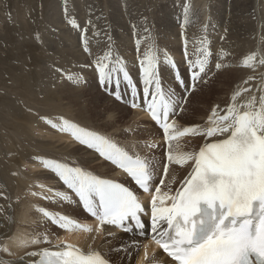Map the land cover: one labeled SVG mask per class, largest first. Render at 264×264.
I'll list each match as a JSON object with an SVG mask.
<instances>
[{
    "label": "snow or ice",
    "instance_id": "6c2138e0",
    "mask_svg": "<svg viewBox=\"0 0 264 264\" xmlns=\"http://www.w3.org/2000/svg\"><path fill=\"white\" fill-rule=\"evenodd\" d=\"M210 54L204 49L202 57L189 61L193 82L200 78L201 73H205ZM109 58L110 53H105L95 61L101 85L109 88L114 85L115 92L112 94L121 99L122 74L132 97L138 98L136 84L122 61L118 59V67H110L107 62ZM256 59V53H250L242 60V65L253 67ZM165 60L176 68L166 53ZM158 61L159 57L151 50L140 61L143 102L151 117L162 127L165 140L173 141L188 134H199L212 140H206L198 152L173 154L169 144L168 163L163 165L165 177L171 163L179 166L191 163L192 166L175 191L170 186L174 179L169 181L167 191H162L164 178L155 186L150 202L152 242L163 249L175 264H264V95L259 98L253 95L240 101L241 93L250 89H238L223 114H220L219 106L213 108L208 117V127L201 129L198 125H192L181 130L175 126V122H169L170 114H175L174 92H165L162 88L157 72ZM259 63L264 64V58ZM220 67L221 64L217 63L216 68ZM176 78L183 86L178 71ZM192 87H195V83ZM130 103L134 108L139 107L137 102ZM53 126L61 132L70 133L80 144L94 149L101 157L117 165L144 192L152 191L156 165L151 159L138 154L130 155L109 137L63 118L60 124ZM42 162L72 190L83 208L98 223L93 228L73 217L41 209L45 217L66 231L95 235L86 248L63 241L51 249L43 248L26 255L37 257L32 264H110L95 246L96 239L106 225L131 231V222H134L135 227L142 230L144 222L141 217L145 214L143 203L123 184L101 179L79 166L59 160L42 159ZM56 195L66 201L71 200L66 192H56ZM42 242H50L47 234L42 239L33 238L21 243L27 246ZM136 247L139 248L138 243ZM0 251L7 252L8 248L0 245Z\"/></svg>",
    "mask_w": 264,
    "mask_h": 264
},
{
    "label": "bare ground",
    "instance_id": "6f19581e",
    "mask_svg": "<svg viewBox=\"0 0 264 264\" xmlns=\"http://www.w3.org/2000/svg\"><path fill=\"white\" fill-rule=\"evenodd\" d=\"M197 1L198 0H159V2H157V12L153 13V18L155 19L158 29L156 37H158V40L164 39L165 47L162 48L165 49L167 56V50H172V52H176L177 50L180 52L184 46L189 45L187 43L190 42V40H196L199 44H202L199 37L201 35L199 34V20L202 18V15H200L195 8L191 7L195 6ZM212 4H214V0L211 1L210 14L211 25L213 27V40L217 41L218 49L221 50L220 53H218V57H220L225 63L231 62L230 68L234 73V77L231 81H226L223 84L221 91L220 89L214 90L212 91V94H208L210 92H207V95L200 97V101L195 99V105L189 104L190 107H188L187 102L194 97L193 92L189 95V99L186 101L185 106L182 108L181 112L177 114L176 121L179 122L180 125H183L181 123L186 120H183V115H180L188 112L193 116L191 122L187 120L190 122L189 125H198L201 129L208 127V117L213 108L219 106V112L222 113V111L232 103V95L238 89H250L248 92L241 93V97L239 98L240 101L253 95L257 98H259L260 95H264V64L259 63V60L264 58V0H216L215 5L213 6ZM113 6L116 8L115 5ZM20 7L24 10L27 6H25L23 2ZM118 9L120 14L117 13V17L121 24L118 28L120 30L122 28L125 30L127 37L130 38L128 41H134L137 36H140L139 39H141V35L143 34L142 26L136 28L137 24H141L139 8L135 13L133 10H127L126 6L123 4L121 6L120 3ZM19 11H21L20 8ZM26 11L27 10H25V12ZM17 14L19 16L18 12ZM76 14L78 15V24L82 25L84 30H87L85 36L87 50L85 49V41H82V39H80V47L84 49V51H88L89 55H86L84 51L81 50L77 42L73 43L68 39L67 43L63 40L64 47L62 51H58V57L62 56L66 61L73 58L71 61L68 60V62L62 63L63 66L67 64L66 69L58 65L49 66V62L41 60L43 63L40 70L42 71V75L38 77V83L41 84V94L45 96H36V100L46 108L44 110H42L41 107L37 108V112L40 115L23 101L25 100L27 102L25 98H22V100L14 93L7 97H1L0 99V245H5L8 248L7 252L0 251V264H5V262H7V264H32V261L36 257L26 255V253L43 248H53L54 245L58 244L57 241L62 239L75 243L82 248H86L87 245L92 242L91 237L95 235V233L79 231L68 234V231L60 228L56 223L55 225L52 223L50 225L49 221L44 222V215L41 209H56L59 204L64 205L63 207L68 213L77 216H88L81 212L77 207L76 201L70 190L67 192L71 197L70 201H66L57 196L56 200H50L46 204L45 201H41L42 199H38L43 198L45 193L50 194L51 190L55 192L54 189L57 191V188H61L60 179L52 170L47 173L42 171V168H45L42 159L67 162L73 166H79L90 171L93 174H96V172L93 171L94 168H100L102 170L101 173L96 174L100 176H108L106 175V171L113 170V167L109 164L100 161L99 156L95 153L94 149L86 148L85 146H75L72 144V142L75 141H67V136L62 135L59 132L58 127H54V130L52 129L54 124L58 125L61 123V118L70 122L74 121L73 123L75 124H80L92 129L87 123L84 124L83 120L85 119L81 113L78 115L77 119H74L65 115L64 110L57 113L47 111V108L53 107V105H57L60 102L59 94L61 93H65V98L70 99L71 103L74 102L72 103L74 106L83 109L77 102V96L85 90L93 91L95 89V87L89 84V80L86 82L88 85L87 88L80 86L81 82H76L77 80L74 79V77L57 80L58 77L62 78L64 76H62V74L69 68H71L72 71H77L76 67L81 68V65H92L100 55V51H95L97 52L95 53L94 49L90 48L92 41L102 35V32L100 31H95L93 33L94 35H92V32L90 31V29H94V24H92L93 20H91L94 18V12L92 10L85 11L78 9ZM23 19V17L18 18L19 23L24 21L23 24L21 23L20 25L19 38L21 39L17 42L18 44L26 45L27 47L33 46L32 48L35 50H41L47 44L54 43L53 38L57 36H54L52 39L50 38L48 43V41L45 40L44 30L39 36V33L35 28L37 26L30 25L29 23L27 24L26 20ZM226 26H229L232 30L234 29L238 35H241L242 32L246 33L247 31L249 35L244 39L247 43L243 42L241 38L236 36L229 40L230 32ZM113 28L116 30H112V32H114L115 35H118V28H116V26ZM140 28L141 31L137 32V29ZM129 30H132L133 33L129 32ZM181 30H183V33L180 36ZM140 32L142 34H140ZM74 33L77 36L79 32L75 30ZM210 33L211 32L208 31V34ZM35 34H38L37 39L34 38ZM218 34H220V38ZM185 35L187 37H185ZM37 40H40L38 44ZM98 41H100L99 38ZM172 45L174 47H171ZM127 46L129 48L131 47L130 52L132 54L136 53L137 56H143L146 53L145 49L143 47L140 48L136 43L133 44V42H131ZM158 49L157 56L160 59L161 71H163V68L168 69L169 66L165 60V53H162L159 47ZM239 52H243L242 59L238 63H235V59L240 58H235V55ZM60 53H62V55ZM250 53H256L257 56L254 66H243L242 60ZM135 57H131V64H133ZM136 66L139 71L138 75L140 79H142L141 64L138 63ZM223 68H225V70ZM13 70L16 74V79L19 80L21 74L17 72L20 71H18L15 66ZM81 70L83 69L81 68ZM85 71L90 77V71ZM219 71L222 72L223 77H225V71L227 72L229 70L222 65L219 68ZM75 75L77 76L78 73L75 72ZM249 77H252V79H249ZM222 81L223 79L220 80V82ZM245 81H247V83H245ZM142 82L143 81H140V83ZM32 84V81H28L25 86L26 89L24 88V94L28 98L35 97V94L29 89ZM52 96H56L58 102L52 103L51 101L54 100ZM107 98L112 100V97L107 96ZM136 101H138V99ZM41 114L48 119L50 118L51 122H54L51 126V133L47 131L46 134L41 129V122L47 124L46 121L40 119L42 116ZM33 115H35V118L32 117ZM116 117V114H109L102 120L103 128L107 130L115 128V132L107 133V135L114 136L116 139L118 138V135L123 138H132L134 141H131L130 145L134 149L133 152L141 153V157H145L144 155L146 153L144 150L145 148L147 149L148 144L137 142V139L140 136L136 135L142 132L144 135L141 134V137L146 135V138L148 139L153 137L159 138V130L156 129L147 117L138 110L132 112L130 119L125 121L122 125H116L114 123V118ZM30 118L31 120L27 121ZM3 121L8 128L14 123L13 125L17 131L21 129L22 131L19 132L20 135L18 134L19 137L7 134L5 132L6 129H3L2 127ZM18 123L22 124L18 126ZM27 124H29V126H27ZM187 126L188 125H184L182 127ZM134 129H136L135 132ZM211 139H205L203 135L199 134H188L180 139L171 141L170 144L172 145L173 154H176L177 152H193V150L194 152H197L202 143ZM112 140L119 146L121 144L117 141H123V139H117V141L115 139ZM120 147L123 146L121 145ZM137 149L142 150L138 151ZM22 150H24V152H21ZM158 159V156L154 158L155 161ZM191 166V163L184 166H179L175 163L169 164L168 174L164 177V191L168 190L167 185L169 184V181H172L173 179L174 182L171 183L170 186L174 191L177 184L184 179L185 175H188ZM110 174L112 175L113 173ZM25 193H27L29 199L24 200ZM71 206L73 207L71 208ZM34 210H39L41 214ZM90 224L95 228L92 223ZM24 232H27L26 238L22 235ZM108 233H111V235H108ZM45 234H47L48 241H50L49 243H29L27 246H24L21 243L22 241H30L33 238L42 239ZM52 241L55 242L53 243ZM137 243L139 244V248L136 247ZM145 245H147L148 251L147 259L145 258ZM95 246L112 264H139L162 260L160 251H158L153 244L147 243L145 238H135L120 233L107 225L104 226V231L96 239Z\"/></svg>",
    "mask_w": 264,
    "mask_h": 264
},
{
    "label": "rangeland",
    "instance_id": "374dc122",
    "mask_svg": "<svg viewBox=\"0 0 264 264\" xmlns=\"http://www.w3.org/2000/svg\"><path fill=\"white\" fill-rule=\"evenodd\" d=\"M211 1L212 0H198L195 3V6H191L195 8L199 12L200 15H202V18H200L199 20V27H200L199 34H201L199 37H200L202 44H199L196 40H190V42L187 43L189 45L184 46L183 49L180 50V52H178L177 50L176 52H172V50L171 51L167 50L168 57H170L179 68L180 77L183 80L184 82L183 86L185 87H187V84L189 83L187 71L191 72L189 68V61L190 60L194 61L198 57H202V53L204 49H207L211 53L208 56V63L206 65L205 73H201L200 78L196 80L197 82L192 91L195 98L192 97L187 102L188 107H190L189 104L195 105L196 104L195 99L197 101H200L201 99L200 97L207 95V92H210L208 94H212V91L214 90L220 89L221 91V89L223 88V84L226 81H231L234 77V73L232 69L230 68L231 62L225 63L223 62V60H221L220 57H218V53H220L221 50L218 49L219 47H218L217 41L213 40L214 39V36L212 34L213 27L211 25V14H210ZM23 2H24V5L27 6L24 8V10H22V8L20 7ZM157 2H159V0H0V99L1 97H7L8 95L14 93L17 95V97L21 99L25 98L27 102L23 99L22 100L27 105L31 106V109L35 110L36 112H37L38 107H41L42 110L46 108L45 106L40 104L38 100H36V96H41V97L45 96L41 94V84L38 83V77L42 75V71L40 70L43 66V63L41 60H45V62L46 61L49 62L50 63L49 66L58 65L60 67L62 66L65 69L67 67V64L63 66L62 63L68 62V60L70 61L73 60L72 58L66 61L64 60V57L62 56L58 57V51H62L64 47L63 40L66 43L68 39L72 41L73 43L77 42V44H79V47H80V39H82V41H86L85 36H86L87 30L86 29L84 30L82 28V25L78 24V21H77L78 15L76 13L78 9L85 10V11L92 10L94 12L93 14L94 18L91 19L93 20L92 24H94V29L92 30L90 29V31L92 32V35H94L93 33L95 31L102 32L101 36H98L92 41L90 48L94 49V52L100 51L99 57H102L103 55H105V53H110V58L107 61L110 67L112 66L118 67V65L116 64V61L118 59L121 60L125 69L128 71L129 75L131 76L133 82L136 84L137 92L140 93V88H142L143 90L144 85H143V82L140 83L142 79H140L138 75L139 71L136 65L140 63L144 55L137 56L136 53L132 54L130 52L131 47L129 48L127 45L133 42V44L135 43L138 44L140 48L143 47L146 52L151 50L152 52L156 54L159 51L158 49L159 47L161 52L165 53V49H163L165 47V41L164 39L158 40V37H156L157 36L156 33L158 32V29L156 26L157 24L155 22V19L153 18L154 17L153 13L157 12V9H156ZM120 3H121V6L123 4L126 6L127 10H133L135 13H136V10L139 8V16L141 18L140 22L142 25L137 24L136 28H139L142 26L143 34L140 32V34H142L141 39H139L140 36H137L134 41H128L130 38L127 37V33L125 32V30H123V28L121 30L118 28L119 25H121L117 17V13L120 14L118 11L119 10L118 6H120ZM215 3H216V0H214V4L212 5L214 6ZM113 5H115L116 8ZM19 8L21 9V11H19ZM25 10L27 11L25 12ZM17 12L19 13L20 17L24 18L23 20H26L27 24L29 23L30 25L37 26L35 28L37 29L39 36L41 35V32L44 30L45 31L44 36L46 38L45 40H47L48 43H49L50 38L52 39L54 36H57L53 38L54 43L47 44L41 50H38V49L35 50L34 48H32L33 46L27 47L26 45L18 44L17 42H19L21 39L19 38L20 37L19 30L21 27L20 25L21 23L23 24L24 21L19 23L18 18L20 17L18 16ZM100 19L104 22V24ZM73 21L75 22V25L73 24ZM100 21H101V24H100ZM115 26L116 28H118V35H115V33L112 32V30H116L113 28ZM226 27L229 29V32H230L229 40L235 38L234 36H236V37L241 38L243 42L247 43V41L244 40L249 35L247 31L246 33L242 32L241 35H238L234 29L232 30L229 26H226ZM75 30L79 32L77 36L74 33ZM139 31H141V28L137 29V32ZM208 31H210L211 33L208 34ZM129 32L133 33L132 30H129ZM182 33H183V30L180 31V36ZM37 35L35 34L34 36L35 39L38 38ZM218 35L220 38L221 37L220 34ZM185 37L187 36L185 35ZM98 38L100 39V41H98ZM38 42H40V40L39 41L37 40V44ZM171 47H174V46L172 45ZM81 50L84 51V49L82 48ZM84 53L86 55H89L88 51H84ZM60 54L62 55V53ZM242 55H243V52H239L238 54L235 55V58L240 57V58L235 59V63H238L239 61H241ZM132 56L134 57L136 56L135 60L133 61V64L130 63V61L132 60L131 59ZM217 63L221 64V66L224 65L229 70L227 72L225 71L226 73L225 77H223V73L220 72L219 69L216 68ZM14 66L18 69V71H20V72H17L21 74V76H19V80L16 79L15 77L16 74L13 70ZM157 66H158L157 72L161 80V83L162 84L165 83V85L168 88V92L170 91L176 92L178 89H180V87H182L180 82L179 83L176 82L177 78L174 80L175 72H174V69L171 67V65L168 64L169 66L168 69L163 68V71H161L160 59H159ZM81 68L83 70H81ZM81 68L76 67L77 71L76 70L72 71L71 68H69L62 74V76L63 75L64 76L62 78L58 77L57 80L74 77V79L77 80L76 82H81L80 86L85 87V88L88 87L86 82L89 80V84L95 87V89L93 91L85 90L84 92L79 93L80 95L77 96V102L79 103V106L83 109H79L76 106H74L72 104L74 102L71 103L70 99L65 98L66 94L61 93L59 94L60 102L57 105H53V107L47 108V111L51 113H57V112H61L62 110H64L65 115L70 116L74 119H77L78 115L81 113L85 119L83 120L84 124L87 123L88 125L92 127L93 130L89 127L78 124L79 126L86 128L90 131H95L109 138L115 139L116 141L117 139H123V141L121 142L117 141V142L120 143L126 151H129L130 153H133L134 155L138 154L142 156L141 153L133 152L134 149L130 145V142L134 141L132 140V138L131 139L129 137L123 138L122 136L118 135L117 136L118 138L116 139V137L114 136L112 137L110 135H107V133L115 132V128L107 130L102 127V120L106 118L109 114H116L117 117L114 118V123L116 125H122L125 121L130 119L131 113L135 111V110H131V108L127 105L128 100L132 97V95H131V89L127 86V83L123 81L122 74H121V85H120L122 101H120L119 99L115 97V95L112 94L113 92H115L114 85L111 88H109L107 85H101L100 80H99V73L96 69L95 62L89 66L81 65ZM223 69L225 70V68ZM85 70H88V72L90 71L91 73L90 77L88 76L89 74H87ZM75 72L78 73L77 76L75 75ZM227 75H228V78H227ZM222 79L223 81L220 82V80ZM28 81L33 82V84L29 87V89L32 90V92L35 94V97L33 98H28L24 94V88ZM11 96H15V95H11ZM107 96L112 97L111 98L112 100L108 99ZM52 97L54 99L53 101H51L52 103L58 102L56 96H52ZM172 97H174V95ZM137 99L138 98H135L134 101H136ZM188 99L189 98H187V100ZM38 115L40 114L38 113ZM41 115L42 116L40 119H43L47 123L45 124L41 122L40 124L41 129L46 134H47V131L51 133V126L54 122L50 123L49 122L51 121L50 118L48 119L47 117H44L43 114ZM180 116H182L183 120H186L185 122L183 121V123H181L183 124L181 126H184V125L190 126L189 123L191 122V119L193 116H191V114L188 112L185 114H181ZM32 117L35 118V115H33ZM31 118L27 121H30ZM187 120H189L190 122ZM13 124L14 123H12L10 128H8L5 126V122L3 121L2 127L3 129H6V131L5 130L4 131L7 134H11L14 137H17V136L19 137L20 135L19 132H21L22 130L19 129V131H17ZM20 124L22 123H18V126ZM27 126H29V124H27ZM52 127H53L52 129L54 130V126ZM135 131L136 129H134V132ZM59 132L62 135L67 136L66 137L67 141L69 142L75 141V142H72L73 145L85 146L86 148H88L86 145L80 144L75 138L71 136L70 133L61 132L60 130ZM141 134L143 133L140 132L138 135L135 134L136 136H140L137 139L138 140L137 142L148 144L147 149L145 148L144 150V152L146 153L144 156L152 160L153 164L156 165L157 167L158 173H160V168H162L163 162H164V158L163 156H161L162 145L160 141L161 139L160 131H159V138L153 137V138L148 139L146 138V135L141 137ZM149 145H156V146L149 147ZM159 146L161 149H159ZM137 150L139 151L142 149H137ZM21 152H24V150H22ZM155 155L158 156L159 158L157 161L154 160V158L156 157ZM43 166L45 168H42V171L46 173L51 172V170L47 168L45 164ZM93 171L96 172V174H99L101 173L102 170L100 168H94ZM106 173H107L106 175H111L110 173H113V170L111 169L110 171H106ZM60 184H61V188H57V191L67 193L69 190L65 188L66 186L63 185L61 180H60ZM54 191L55 192L51 190L50 194L45 193V196H43V198H38V199H42L41 201L42 202L45 201L46 204L50 200H56L57 191L56 189H54ZM24 195H25L24 200L29 199L27 196V193H25ZM45 197H48V198L46 199ZM63 206L64 205L59 204L58 207H56V209H50L48 211L52 213L64 214V215L73 217L77 219L78 221H83L84 219L88 217V216L87 217L77 216L75 214L68 213V211ZM72 207L73 206H71V208ZM34 211L39 212V210H34ZM80 211L83 212L82 210ZM46 221H49L50 225L51 223H53L52 222L53 220L44 216V222ZM84 223L90 224L91 222L88 221ZM93 226L95 225L93 224ZM73 232L75 231H68L67 233L69 234ZM79 232H83V231H79ZM22 235L26 238L27 232L26 233L24 232ZM59 241H64V239L59 240ZM52 242H55V241H52Z\"/></svg>",
    "mask_w": 264,
    "mask_h": 264
}]
</instances>
